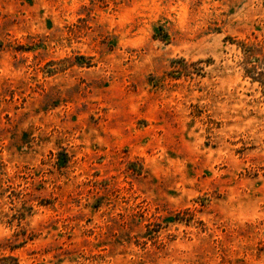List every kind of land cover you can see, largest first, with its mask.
<instances>
[{"label": "rangeland", "instance_id": "rangeland-1", "mask_svg": "<svg viewBox=\"0 0 264 264\" xmlns=\"http://www.w3.org/2000/svg\"><path fill=\"white\" fill-rule=\"evenodd\" d=\"M240 41L264 0H0V264H264Z\"/></svg>", "mask_w": 264, "mask_h": 264}, {"label": "trees", "instance_id": "trees-1", "mask_svg": "<svg viewBox=\"0 0 264 264\" xmlns=\"http://www.w3.org/2000/svg\"><path fill=\"white\" fill-rule=\"evenodd\" d=\"M237 46L242 51L241 64L245 76L249 77L252 81L259 83L264 89V66L260 67L258 64L252 62L253 57L257 54V47L245 41L238 42ZM262 60L263 58L260 59V61Z\"/></svg>", "mask_w": 264, "mask_h": 264}]
</instances>
